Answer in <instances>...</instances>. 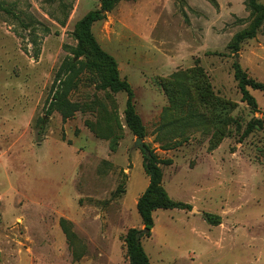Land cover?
I'll list each match as a JSON object with an SVG mask.
<instances>
[{"label": "rangeland", "instance_id": "obj_1", "mask_svg": "<svg viewBox=\"0 0 264 264\" xmlns=\"http://www.w3.org/2000/svg\"><path fill=\"white\" fill-rule=\"evenodd\" d=\"M264 6V0H258ZM100 0H0V264H130L125 242L160 160L169 200L140 243L151 264H264V24L247 0H129L91 32L133 93L144 138L125 123L124 92L75 58L76 26ZM77 111L46 115L55 75ZM244 92L256 109L247 104ZM138 139L140 142H138ZM206 216L210 217V221Z\"/></svg>", "mask_w": 264, "mask_h": 264}, {"label": "trees", "instance_id": "obj_2", "mask_svg": "<svg viewBox=\"0 0 264 264\" xmlns=\"http://www.w3.org/2000/svg\"><path fill=\"white\" fill-rule=\"evenodd\" d=\"M129 0H100V6L97 10L87 13L76 26L77 45L74 50L75 58L87 57L92 63L99 67L101 73V88L108 89L113 93L124 92L127 95L125 103V123L132 134L139 138H144V127L140 117L135 111L133 93L130 85L126 80L119 77L117 63L115 59L101 49L94 38L91 27L92 25L104 18L106 12H110L116 3ZM258 0H247V5L254 15L250 26L237 34L234 39V49H238L239 43L245 40L253 39L261 26L264 24V6L257 2ZM75 63L70 61L65 68H60L55 75L56 85L53 87L54 92L49 102L46 115L57 111L61 114L63 120L69 119L77 111V106L69 103L62 93V77L64 74L73 71ZM234 78L238 81L242 89L249 87L253 90H259L264 93V84L248 79L246 74L241 70L238 64L234 66ZM247 104L251 109H256L254 100L244 92ZM264 122L260 119H252L246 128V133L254 130H263ZM143 168L149 178L148 185L143 194L138 199L136 208L142 218L144 229H131L127 232L125 242L130 258V264H151L140 243L141 238L148 236L152 228L151 213L158 209H190L187 204L173 202L168 199L164 189L161 186L162 173L160 164H169V160H160L152 150L144 146ZM210 221V217L206 216Z\"/></svg>", "mask_w": 264, "mask_h": 264}, {"label": "water", "instance_id": "obj_3", "mask_svg": "<svg viewBox=\"0 0 264 264\" xmlns=\"http://www.w3.org/2000/svg\"><path fill=\"white\" fill-rule=\"evenodd\" d=\"M138 142H140V140L138 139Z\"/></svg>", "mask_w": 264, "mask_h": 264}]
</instances>
